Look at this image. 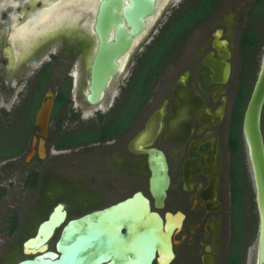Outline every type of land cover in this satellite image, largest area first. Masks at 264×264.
Wrapping results in <instances>:
<instances>
[{"label":"flooded vegetation","instance_id":"flooded-vegetation-1","mask_svg":"<svg viewBox=\"0 0 264 264\" xmlns=\"http://www.w3.org/2000/svg\"><path fill=\"white\" fill-rule=\"evenodd\" d=\"M100 1L69 5L61 0H0V139H23L16 156L26 145L24 161L42 163L50 147L59 152L73 150L55 146L59 139L66 138L67 130L86 127L92 121L121 125L119 134L111 139L74 148H97L101 173L111 174V200L93 210L115 205L139 192L149 210L157 213L166 226L179 220L170 238L171 256H160L157 251L151 264H228L231 244L236 239L244 247L245 264L243 184L240 201L233 202L230 182L229 138L236 96L228 100L225 85L210 83L202 89L199 72L200 80L205 82L212 74L205 62L221 59L224 40L231 53L232 71L233 51L225 33L231 30L237 46H241V33L253 28L254 20L249 16L254 11L264 12V0H218L206 21L182 42L136 117L131 96L136 64L144 59L143 52L168 18L188 0H157L145 29L116 59L117 70L101 98L90 105L86 95L99 45L94 24ZM219 15H223L221 22L213 24ZM125 29L128 32L129 27ZM114 33L110 27L107 42L113 41ZM138 49L142 51L137 54ZM48 90L54 97L44 138L45 157L40 159L32 139H39L35 116ZM56 107L58 114L54 113ZM188 119L191 129L187 132ZM148 121L152 131L148 129V135L140 136ZM240 136L243 145L241 126ZM24 139H30L29 143ZM32 149L34 154L26 161ZM148 149L155 151L150 154ZM157 151L164 155L168 175L160 203L149 189L148 159ZM44 178L32 168L24 177V185L39 188Z\"/></svg>","mask_w":264,"mask_h":264},{"label":"water","instance_id":"water-1","mask_svg":"<svg viewBox=\"0 0 264 264\" xmlns=\"http://www.w3.org/2000/svg\"><path fill=\"white\" fill-rule=\"evenodd\" d=\"M156 3L157 0L99 2L94 24L99 45L91 67L89 93L86 95V101L90 105L96 104L101 98L110 76L117 70L116 59L127 52L133 37H137L145 29L146 19L154 13ZM125 26L129 27L128 32ZM110 27L115 30L114 39L107 42L106 35ZM222 43L225 47L221 59L205 62L212 72L205 82L200 80L202 75L199 72V86L202 89L207 88L210 83L226 85L229 81L231 53L226 47V41ZM45 96L46 99L41 101L35 116L39 139H32V146H37L36 152L40 159L45 157L44 138L54 97L50 90ZM263 106L264 48L241 120L258 217L256 243L249 253L247 264H264V138L261 131ZM149 121L140 136L148 135V129L152 131ZM190 122L189 120L186 125L187 132L191 129ZM146 151L153 154L155 150ZM33 154L34 149L27 154L25 160H30ZM148 164L151 171L149 189L157 203H160L168 186L167 165L162 152L157 151L154 157L150 156ZM178 224L179 220L166 226L157 213L149 210L146 198L139 192L115 205L92 210L76 218H70L66 206L60 202L52 208L46 219L40 221L33 236L22 241L21 252L24 256L11 264H151L157 251L160 256H171L170 238ZM56 233L59 235L54 248L46 247L47 241L54 239Z\"/></svg>","mask_w":264,"mask_h":264},{"label":"rangeland","instance_id":"rangeland-1","mask_svg":"<svg viewBox=\"0 0 264 264\" xmlns=\"http://www.w3.org/2000/svg\"><path fill=\"white\" fill-rule=\"evenodd\" d=\"M219 16L218 21L215 19L213 24L221 22L219 20L223 15ZM252 33L257 37L254 48L237 46L231 30L225 33L233 51L232 71L224 87L228 100L236 96L240 86H244L245 91L248 89L250 91L254 83L264 48V22H253ZM140 51L142 50L138 49L137 54ZM57 107L54 113L57 112ZM61 114L62 112L60 116ZM61 122L64 123V121ZM62 125L65 126V124ZM261 131L264 138V106L261 115ZM22 140L0 139V155H12L19 152ZM29 141L30 139H24L26 144ZM242 146L245 172L244 179L239 175V183L243 184L245 202V220L242 230L246 236L244 260L247 264L249 253L256 243L257 213L246 150L244 144ZM27 150L28 147L25 145L19 156L0 158V264H11L22 257V241L33 236L36 225L47 217L48 212L56 203H63L69 216L72 217L104 206L110 202L112 197L111 174L108 171L101 173L98 167L99 150L97 148L59 152L50 147L48 157L42 163L35 159L25 162L24 156ZM32 168H36L45 176L43 183L36 189H29L24 185V177ZM45 173L49 174L46 176ZM13 229L14 231L10 234ZM57 235L56 233L54 239L49 242L50 249L54 248ZM236 243V251L239 252L241 243L239 241Z\"/></svg>","mask_w":264,"mask_h":264},{"label":"trees","instance_id":"trees-1","mask_svg":"<svg viewBox=\"0 0 264 264\" xmlns=\"http://www.w3.org/2000/svg\"><path fill=\"white\" fill-rule=\"evenodd\" d=\"M217 2L218 0H188L168 18L154 41L145 49L142 55L144 59L137 62L134 70V86L131 95L134 117L140 112V108L150 96V92L160 74L168 63L172 61L176 52L179 51L182 42L186 40L194 29L206 21ZM249 18L254 20V23L264 22V12L257 11L255 13L254 11ZM240 41L241 46L254 48L257 43V37L252 33V30L246 29L241 33ZM245 90L244 86L238 88L233 111V129L229 138L232 152L230 182L233 202L240 201L241 184L239 183V175L244 179L245 172L242 152L243 146L241 145L242 141L240 136V120L248 98L247 95L250 94L249 89L248 91ZM120 128L121 125H116L112 121H106L105 123L92 121L86 127L79 126L67 130L66 138L59 139L55 146L57 149H74L82 144L111 139L119 134L120 131L117 133V130ZM18 153L0 155V158H11ZM239 228L240 225L237 227V233H239ZM13 231L14 229L10 234ZM237 241L238 239L234 240L231 244L228 264H243L244 247L241 245L239 252H237Z\"/></svg>","mask_w":264,"mask_h":264},{"label":"snow or ice","instance_id":"snow-or-ice-1","mask_svg":"<svg viewBox=\"0 0 264 264\" xmlns=\"http://www.w3.org/2000/svg\"><path fill=\"white\" fill-rule=\"evenodd\" d=\"M61 2L69 5H81L91 3L93 0H61Z\"/></svg>","mask_w":264,"mask_h":264},{"label":"bare ground","instance_id":"bare-ground-1","mask_svg":"<svg viewBox=\"0 0 264 264\" xmlns=\"http://www.w3.org/2000/svg\"><path fill=\"white\" fill-rule=\"evenodd\" d=\"M159 12V11H158ZM217 35V34H216ZM53 207V206H52ZM51 210H52V208L50 209V211L49 212H51ZM49 212H48V214H49ZM47 214V215H48ZM47 218V217H46ZM45 218V219H46ZM40 223V222H39ZM39 223L36 225V228H35V230L37 229V226L39 225ZM56 231H54V233H55ZM58 235H59V233H58ZM58 237V236H57ZM57 237H56V239H57ZM55 239V240H56ZM52 240V238L51 239H49L48 241H47V245H46V247H48L49 246V242ZM54 243H55V241H54ZM22 248V247H21ZM22 250V249H21ZM22 256H24V254L22 253ZM160 257V256H159ZM159 259V258H158ZM161 259V258H160ZM167 259V258H166Z\"/></svg>","mask_w":264,"mask_h":264}]
</instances>
